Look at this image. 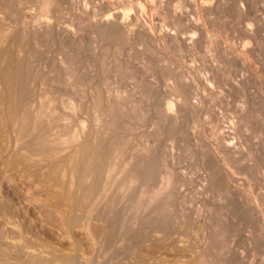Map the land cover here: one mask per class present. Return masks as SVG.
<instances>
[{"label": "rangeland", "instance_id": "374dc122", "mask_svg": "<svg viewBox=\"0 0 264 264\" xmlns=\"http://www.w3.org/2000/svg\"><path fill=\"white\" fill-rule=\"evenodd\" d=\"M56 1L57 13L49 12L56 31L36 63L35 84L56 107L55 121L46 109L39 129L46 128V144L57 152L35 154L0 121V220L13 221L19 227L13 236L21 233L37 252L78 243L89 255V262L78 264H264V0H224L220 7L212 0L208 12L202 0H113L151 34L135 26L120 46L93 27L102 0ZM172 8L184 15L182 23L169 15ZM42 13L35 0L22 17L31 22ZM61 22L70 25L73 38L61 32ZM181 35L195 37L185 41ZM76 78L82 105L73 108L69 99H78L66 86ZM169 100L175 105L166 118L156 106ZM189 103L194 109L186 108ZM89 134L96 144H121L103 176L104 195L82 219L89 232L101 231L92 246L76 231L80 227L65 226L69 170L52 171L53 161L78 150ZM224 160L229 168L219 175L228 183L220 186L214 173ZM151 162L153 170L144 175ZM246 208L251 216L244 215Z\"/></svg>", "mask_w": 264, "mask_h": 264}, {"label": "bare ground", "instance_id": "6f19581e", "mask_svg": "<svg viewBox=\"0 0 264 264\" xmlns=\"http://www.w3.org/2000/svg\"><path fill=\"white\" fill-rule=\"evenodd\" d=\"M36 2H38V5L42 9V11L46 12V13H42L40 15L37 14V15H35L33 21L27 22V21L23 20L22 15L26 9L30 8L31 5H33V3H35V0H0V80L5 87L4 91L0 92V121L6 127L12 128L16 132H18V135H19L18 137L21 139V142L26 143L29 147H31L32 148L31 150L34 151L35 154L41 155L42 157H44L45 155L46 156L48 155V157H49V154H53L54 152H57V151H55L57 149L56 148L53 149V148H50V146H47L48 143L46 144V142L48 141V139L46 140V137H45L47 130L45 131V134H44L43 130H45L46 128L44 127L45 129L40 130L39 127H41V123H42V114H44V112H46V114L48 115L47 111L50 108V109H52L51 111L53 113L51 111L50 112L53 116L55 114V110H56L55 108L56 107L52 108L51 105L49 104V102H47V98H44V96H45L44 93L41 91V89H39L36 86L35 80L38 77V73H39L37 71L36 63L43 60V55L45 52L43 47H46L47 46L46 43H48L49 41H51L53 39L54 33L56 31L55 24H54L55 20L52 16H50L49 12L51 10H53L54 12L57 13L58 2L56 0H36ZM216 2L218 5L217 7H220L221 5H224V3H225L224 0H217ZM114 5L115 4H114L113 0H102V2L100 4L101 12L98 11L99 12L98 15H101V16L99 18H97L96 20L92 17L94 19L93 27L96 30H100V33L102 35V39L110 41V43L113 42L114 44L120 46V45L126 43L127 39L131 37L133 30L135 31V29L133 28L135 26H138V27L140 26L142 28V31L146 35H148V36L151 35V34H149L150 31L148 32V30H147L148 29L147 26L145 27L144 24H142V22L138 18V16L133 17L131 15L130 9L129 10H127V9L118 10L116 7H114ZM73 6H74V4H73ZM214 7L215 6L212 4V0H202L203 11L208 12V11L214 9ZM168 10L171 13L169 15L172 16V19H175V21H177V23H182L181 21L184 18V15L182 14V12H180L176 8H172L171 10L170 9H168ZM104 11H107V13H105ZM59 12H61V11H59ZM163 12L167 13L166 11H163ZM138 13H140V12H138ZM59 18H60V16H59ZM77 18L80 19V17H77ZM198 19L202 20V17L199 15ZM60 20H61V18H60ZM79 25H80V23H79ZM68 26H70V25H68ZM68 26H65L64 23L62 26V22H61V27H62L61 32L65 33L68 38H73V36H75L74 31L72 28H70ZM250 27H251V25H250ZM250 27L248 25L247 29H251ZM78 28H79V26H78ZM247 29H246V32L251 33V31L248 32ZM205 30H206V28H205ZM139 32H141V31H139ZM143 32H142V34H143ZM135 33H136V31H135ZM179 33H180V30L178 31L177 34L180 35ZM169 34L171 35V33H169ZM178 35H177V37H178ZM194 37L195 36H193V35H188V36H182V39H185V41H186V40H192ZM172 39L175 40V38L172 37L171 39H169V41ZM176 40H177V38H176ZM176 40H175V42H176ZM179 40H180V38H179ZM67 41H68V39H67ZM103 42H104V40H103ZM106 44H107V42H106ZM239 56L241 57V61H242L243 65L248 64L247 63L248 60L246 59V57L244 56L243 53L239 54ZM49 63H51V65H53V66L56 65L55 60H51ZM65 69H68L67 72L72 77L73 71H74V70H72V66H67V67H65ZM253 73L257 76V73H255V72H253ZM81 83H82V81L80 80V78H76L72 82L69 81L68 84H70V85L66 86V89H70L71 92H73V90H74L73 93H75V96L77 97V99H78V96L81 95V93L79 92V89L81 87ZM76 90H78V91H76ZM79 100L80 99H78V104H76V103H73L71 99H69L67 106L68 107L70 106L73 108L77 107V106L80 107L82 104L79 102ZM174 105H175V103L172 100H169L166 103L159 102L157 104L156 108H157V111L162 116H164L166 118H170ZM194 107H195L194 103H189L186 108L187 109L188 108L194 109ZM46 109H48V110H46ZM55 115H54V121H55ZM47 118L49 120V116ZM56 118H57V116H56ZM45 121H46V119H45ZM2 124H1V126H3ZM46 124H47V122H46ZM43 126L44 125H42V127ZM49 126H51V125H49ZM77 129H78V127H77ZM70 130L76 131L73 129H70ZM42 131H43V133H42ZM72 133L73 132H71V134ZM92 135L93 134H89L87 136L85 142L81 144V146L79 147L78 150H76L74 152H69V154H67L66 156H64V154H63L64 157L63 156H61V158L57 157V160L54 158L55 161H53L54 163H53V168H52L53 169L52 171L55 172L57 170V173H59L58 172L59 168L61 169L62 167H63L62 169L66 168L67 170H69V174H70V176L68 174L69 179L73 178L72 181H69V184H70V182H72L73 187L68 186V187H72V188H70V189H72L71 190L72 194H71V191L66 190V188H65L66 192L67 191L69 192V193L67 192L68 195L70 194L72 196V197L69 196V198L71 197L70 198L71 204L69 207L70 211L67 208L68 213H67V215H64L65 216V226L67 227V229H69V231L70 230L74 231V229L77 226L80 227L76 231L80 235L81 234L85 235L87 237V239L90 240L89 243L91 244V246L95 243V240H94L95 237L97 238L100 236L99 233H101V231H99L100 230L99 229L98 231H95V232H89L88 229L86 228V226L84 225V221H82V219L88 218L94 204L100 200V197L102 195H104V194H102V191L104 190L103 189L104 188V182H103L104 177L103 176L106 173L107 166L109 167V165H108L109 160L112 157H114V155L120 150V147H121V144H119L118 141L113 142V143H109L108 140L107 141L101 140V141L97 142V144H98L97 145L96 142L94 141L95 135H93V136ZM52 136H51V138H52ZM69 137H70V134H69ZM92 139H94V140H92ZM71 140H72V138H71ZM93 143L96 144V146ZM226 147L229 148L230 145L229 144L227 145V143H226ZM61 148H62V150H64V146L62 147V145H61ZM46 161L48 162L47 158H46ZM110 164H111V162H110ZM50 165L52 167V164H50ZM228 166H229V164L224 160L222 162V165H220V172L216 171L214 173L215 177H217L216 178L217 184H220V186L228 183V179L221 178V175H219V174H221V172H225V169L227 170L229 168ZM153 168H154V164L152 162L144 164V166L142 168L143 174L149 175L151 173V171L153 170ZM50 171H51V169H50ZM53 172H50L51 175H53L52 174ZM108 174H109V172L107 173V177H105L106 180H107V178L110 177V176H108ZM137 175H138V173H137ZM68 176H67V178H68ZM52 177H54V176H52ZM89 177H91L90 178L91 181H89ZM63 181H64V178L62 176L61 182H63ZM63 183H59L60 186ZM106 183H107V181H106ZM62 187L64 190V187H65L64 184ZM103 193H106V192L104 191ZM62 194L64 195L65 193L62 192ZM58 197H60V196H57V198ZM52 200H54V199L52 198L51 201ZM137 200H140V198H138ZM42 201H40L38 203L40 205H42V208H43V202L44 203H46V202L45 201L42 202ZM46 201H49V199H47ZM48 203H46L47 207H49V209L51 210L50 204H48ZM51 203H53V202H51ZM53 205H51L52 209H53ZM54 208H56V207H54ZM59 208L57 207L58 211H59ZM77 210L78 211L81 210V213H82L81 216H80V214H79V216L77 215V213L75 212ZM60 212H61V210H60ZM243 213L246 216L250 215L251 210L246 208ZM50 214L52 215V213H50ZM92 216H94V214ZM242 218H244V217H242ZM80 221L83 222L82 223L83 225L80 224ZM79 224H80V226H79ZM15 225L13 224V221L11 223L10 221L8 222L6 220H0V264H39V262H43L45 260L49 261V259H50V262H51V260L54 261V264H78L79 261H84L87 263V261L89 260V257H88L89 255H87V252H85L86 254L84 252H81V250H80L81 247L79 246L78 243H74L69 249H65V250L57 249L58 247L56 245L55 246L57 248L46 245V246H44V248L42 249L41 252H37L38 249L36 250L35 248L25 246V243H24L23 239L21 238L22 236L20 237V235H22L21 233H19L18 237L13 236V234H17L19 232V230H18L19 227H16ZM104 228H103L104 231L107 230ZM106 235H107V233H106ZM99 239H100V237H99ZM37 245H40V244H37ZM145 261H147V260H145ZM36 262H38V263H36ZM84 262L82 264H84ZM138 263L144 264V261L141 259Z\"/></svg>", "mask_w": 264, "mask_h": 264}]
</instances>
